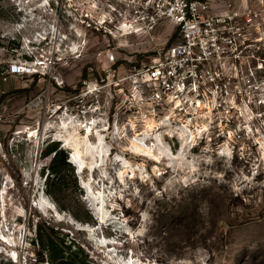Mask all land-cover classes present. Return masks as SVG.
Returning <instances> with one entry per match:
<instances>
[{"label": "rangeland", "instance_id": "374dc122", "mask_svg": "<svg viewBox=\"0 0 264 264\" xmlns=\"http://www.w3.org/2000/svg\"><path fill=\"white\" fill-rule=\"evenodd\" d=\"M0 2L2 81L1 72L16 59L13 51L19 49L20 41L9 16L14 6L8 0ZM229 2L245 8L253 18L249 23L256 28L251 29L250 39H258L264 79V0ZM154 34L160 45L169 33ZM85 39L84 49L73 45L68 50L61 44L43 50L62 59L48 71L50 77L36 67L39 74L8 78L4 83L5 93L0 94V264H39L43 255L39 235L73 241L86 264H264V115L259 146L248 145L244 161H232L229 154L225 160L194 164L185 146L186 162L174 168L164 160L155 164L138 157L127 151L137 131L134 135L125 128L114 131L112 71L104 66V55L98 56L113 48V39L102 33ZM142 39L128 41L137 44ZM159 45L129 50L136 56L148 52L149 61ZM101 80L110 89L96 90L95 83ZM154 124L158 135L161 131ZM86 128L92 129L88 136ZM72 137L82 148L101 146L106 153L103 162L92 173L83 170L80 175L69 164L52 177L53 154H44L52 142H58L70 159L64 140ZM115 154L135 169L131 180L124 174V187L116 180L120 167L113 165ZM80 158L86 164L92 161ZM93 209L113 218V226H101ZM106 242H114L113 247L101 249Z\"/></svg>", "mask_w": 264, "mask_h": 264}, {"label": "built area", "instance_id": "2783aa9c", "mask_svg": "<svg viewBox=\"0 0 264 264\" xmlns=\"http://www.w3.org/2000/svg\"><path fill=\"white\" fill-rule=\"evenodd\" d=\"M19 1L8 0L20 47L1 72L2 81L39 74L36 67L47 74L62 59L44 49L61 44L84 49L88 34L102 33L113 39V48L98 54L112 71L113 126L134 135L149 119L158 120L161 129L170 130L162 132L169 148L176 144V153L185 142L194 164L225 160L223 148H229L230 160L244 161L246 147L259 146L263 65L245 8L229 0ZM160 31L169 34L159 45L154 33ZM132 37L143 39L130 43ZM137 45L160 47L146 61L148 52L136 56L129 50ZM104 82H96V90L110 89Z\"/></svg>", "mask_w": 264, "mask_h": 264}, {"label": "bare ground", "instance_id": "6f19581e", "mask_svg": "<svg viewBox=\"0 0 264 264\" xmlns=\"http://www.w3.org/2000/svg\"><path fill=\"white\" fill-rule=\"evenodd\" d=\"M117 37H119V36H117ZM38 64L39 63H36L35 65H38ZM34 72L38 73L37 71H34ZM248 119L249 118L246 117L247 122H248ZM154 122L158 124L157 125L158 129L161 131L158 135H156L154 133V130H155ZM115 130H116V132L118 131L117 126L114 129V131ZM91 131H92L91 128H86V132H85L86 136L90 135ZM143 131L144 132H143L142 136H140V135L138 136V134H135L136 135V136H134L135 139L134 138L130 139L131 140L130 146L127 149L128 152H130L131 154H134L138 157L149 159V160L153 161L155 164H160L161 161L164 160L167 163L168 167H173V168L175 166H182L186 162V157L184 156V146H185V151H186L185 142L181 143V148L178 150V152L176 154H174L172 152V150L169 148L168 144L165 143L164 139L161 137L163 131L170 133L169 132L170 130L167 128L161 129L159 126L158 120H155L152 118L149 119V122ZM182 136H183V134L182 135L180 134V137H182ZM138 137H140V138L138 139ZM147 140H150V141L146 143ZM98 142L100 143V139H98ZM80 145L75 139H73V137L72 138H66L64 140V147L70 152V157H71L72 163L75 164V167L79 168V170H80V172H78V174L80 175L83 170H86L87 172L92 173L97 168H99L101 166V164H99L95 168H90L89 164L84 163L80 157L85 156V158H90L92 161H94L93 158L95 157L96 154L98 155V158L101 159L102 154H104V157H105L106 153L101 146L94 148V147L88 146V144H87L86 146L83 145L84 147L82 148V146L80 147ZM229 154H230L229 148H223L220 155L221 156L222 155L227 156ZM189 160H191V159H189ZM263 160H264V153H263ZM114 164H116L120 167L119 173L118 172L116 173V174H118L117 175L118 179H116L117 183L119 184L120 187H124L125 182H126L124 179V174H127L128 178L131 180L135 177V169L130 164V162L121 158L117 154H115L113 156V165ZM142 169L143 168L137 167L136 171L142 172ZM113 198H116V197H113ZM49 206L51 207V205H49ZM49 206H46V207H47V209H49V211H51ZM40 210L44 211V208H43V210H42V208H40ZM93 213H94V216L97 217V221L100 223L101 226H105V227L113 226V218H111L110 216H109L110 218H108L106 215H99L96 213L95 210ZM115 232L118 233L117 230ZM113 244H114V242H112L110 245L107 243V246L102 245L101 249H102V247L103 248L113 247Z\"/></svg>", "mask_w": 264, "mask_h": 264}, {"label": "trees", "instance_id": "16d2710c", "mask_svg": "<svg viewBox=\"0 0 264 264\" xmlns=\"http://www.w3.org/2000/svg\"><path fill=\"white\" fill-rule=\"evenodd\" d=\"M82 78H86V72L83 71ZM53 154L50 160V174L52 177L58 176V170L65 171L69 167L67 162L68 157L64 154L62 148L59 147L58 142H52L50 149L46 151L45 156ZM39 249L43 253L39 264H43V259L46 264H86L81 255V249L75 245L73 241L68 243L64 239H58L46 235L45 239L39 235L38 239ZM35 263L32 264H36Z\"/></svg>", "mask_w": 264, "mask_h": 264}, {"label": "water", "instance_id": "95a60500", "mask_svg": "<svg viewBox=\"0 0 264 264\" xmlns=\"http://www.w3.org/2000/svg\"><path fill=\"white\" fill-rule=\"evenodd\" d=\"M92 149V148H91ZM93 150V149H92ZM92 153V152H91ZM88 154V153H87ZM103 157H104V154H102V157L101 159L98 158V155L96 154L95 157L93 158L94 161H91V163L89 164V167L90 168H95L96 166H98L99 164H102L103 162ZM69 164H71L73 167H75V164L72 163L71 161V157H70V162H68ZM75 169V174L77 175L78 172H80L79 168H74ZM94 219L95 217L92 216Z\"/></svg>", "mask_w": 264, "mask_h": 264}, {"label": "crops", "instance_id": "0c3cea01", "mask_svg": "<svg viewBox=\"0 0 264 264\" xmlns=\"http://www.w3.org/2000/svg\"><path fill=\"white\" fill-rule=\"evenodd\" d=\"M4 83H5V82H2V81L0 80V94H4V93H5V92H4L5 90H4V87H3V86H4ZM6 83H7V82H6Z\"/></svg>", "mask_w": 264, "mask_h": 264}]
</instances>
